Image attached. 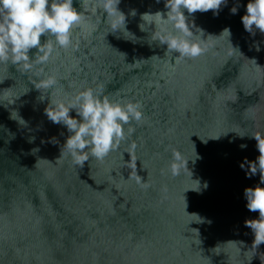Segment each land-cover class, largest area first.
Wrapping results in <instances>:
<instances>
[{
  "label": "water",
  "instance_id": "1",
  "mask_svg": "<svg viewBox=\"0 0 264 264\" xmlns=\"http://www.w3.org/2000/svg\"><path fill=\"white\" fill-rule=\"evenodd\" d=\"M237 2L218 16L193 14L206 32L196 59L176 63L152 29L141 31V14L166 11L163 0H121L136 37L86 14L75 47L47 65L25 74L0 63V264H264V244L253 249L245 227L259 213L247 209L244 189L259 175L240 167L259 155L248 136L264 131V34L245 31L248 0L233 15ZM226 27L234 54L219 36ZM41 72L57 76V99L100 85L114 100L138 101L145 119L104 161L74 165L60 156L66 127L45 114L48 91L33 85ZM133 143L134 170L126 166ZM173 151L185 165L199 159L173 176ZM194 179L200 192L190 190Z\"/></svg>",
  "mask_w": 264,
  "mask_h": 264
},
{
  "label": "clouds",
  "instance_id": "2",
  "mask_svg": "<svg viewBox=\"0 0 264 264\" xmlns=\"http://www.w3.org/2000/svg\"><path fill=\"white\" fill-rule=\"evenodd\" d=\"M74 2L75 0H0V63H11L25 74L32 72L35 67L47 65L61 50L66 52L75 47V36L78 30L83 32L87 15L102 14L112 33L122 30L131 33L126 26L127 14L119 8L121 0H79V9L74 7ZM156 2L160 3L161 0ZM163 2L166 11L141 14V31L146 32V27L152 29V39L161 46L166 45V53H172L176 63L203 55L206 51V32L196 25L193 14L211 10L214 16H218L229 0ZM240 7L238 0L231 8V13L237 14ZM136 14V10H132L131 15ZM241 22L245 31L252 36L257 32L264 34V0H248ZM42 36L45 37L43 42ZM219 36L228 38L233 45L230 27L224 28ZM128 40L135 42L133 39ZM255 48L257 52L261 50L259 44H256ZM33 49L35 52L30 55ZM236 51L240 49L233 45L230 54ZM36 75L38 80L33 84L35 88L49 93L48 96L43 94L40 97L42 101H49L45 108L47 118L54 124L66 127L68 132L60 156H71L74 165L83 167L93 158L104 161L134 133V126L141 124L145 119L142 105L138 101L114 100L105 94L103 86H85L70 98L57 99L55 97L60 92L57 76L44 75L42 72ZM73 111L75 115H72ZM63 134L62 132L61 135ZM245 136L239 135L240 138ZM248 137L256 140L259 155L255 161L245 158L240 167L249 179L259 175V182L254 187L244 189V198L247 209L250 212H258L259 215L247 219L245 227L251 229L254 237L251 247L259 249L264 244V131H258ZM136 147L135 143L130 146V159L126 161V166L133 170L137 165L132 154ZM240 147L247 148V144H241ZM197 159L199 157L188 160L185 165L181 153L173 151L169 170L173 176L180 175L181 170L188 167L189 161L195 163ZM129 179H135L143 188L149 187L148 183L138 176H129ZM194 180L198 181L199 188L190 190L200 192L201 182ZM203 188H207L206 182Z\"/></svg>",
  "mask_w": 264,
  "mask_h": 264
}]
</instances>
